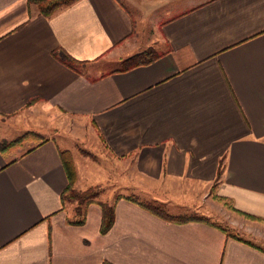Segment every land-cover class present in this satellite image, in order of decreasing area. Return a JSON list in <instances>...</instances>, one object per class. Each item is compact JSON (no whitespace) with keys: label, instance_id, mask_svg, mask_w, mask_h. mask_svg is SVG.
I'll list each match as a JSON object with an SVG mask.
<instances>
[{"label":"crops","instance_id":"0c3cea01","mask_svg":"<svg viewBox=\"0 0 264 264\" xmlns=\"http://www.w3.org/2000/svg\"><path fill=\"white\" fill-rule=\"evenodd\" d=\"M184 1L147 37V18L171 0H76L50 17L0 0V142L33 130L44 138L0 151V264H264L250 240L142 206L178 217L214 189L264 219V0ZM149 48L160 56L148 65L106 68ZM89 130L109 170L48 134L87 140ZM63 150L76 190L110 183L107 233L99 204L78 225L77 204L63 203Z\"/></svg>","mask_w":264,"mask_h":264},{"label":"rangeland","instance_id":"374dc122","mask_svg":"<svg viewBox=\"0 0 264 264\" xmlns=\"http://www.w3.org/2000/svg\"><path fill=\"white\" fill-rule=\"evenodd\" d=\"M189 1V0H188ZM198 0H193V2H196ZM190 3H186L184 0H171V2H164V4L161 5V7L156 10L151 17L147 18V22L145 23V29L148 33L151 30L155 31V25L161 21H163L168 16L174 14L175 12L183 9V7H187ZM33 7H37V5H31ZM154 31L152 32V35H154ZM150 35V34H149ZM125 65H127V62H116L113 64H107V69H113V68H123ZM65 131L61 132H50L48 133L51 136H58L60 135L63 137V139L66 141L67 144H63L65 147H69L71 150H73L74 155L78 160L81 158H90L93 160L96 164L102 166L104 170H109L111 167L110 165H115V162L113 159H110V154L107 152V150L100 144L99 142H94V133L89 130V136L90 139L87 138V140L82 139H76L72 136L64 135ZM21 136L18 138L24 136L25 134L27 137L17 146H14L10 152H13L15 150H25L30 148L34 143H39L40 141H44L40 135H38V131L33 130L29 132H19ZM18 133V134H19ZM18 138L13 139V142L16 141ZM58 141H60L61 138H57ZM108 160V161H106ZM102 171H98L100 174V177L105 178L106 174ZM110 184V183H109ZM109 184H103L99 186H95L94 188H98L100 190V194L97 197V201L102 202L106 200V198H114L115 196L109 195L107 196ZM71 202V201H68ZM74 204H77L76 201H72ZM146 204H155L154 201H146ZM158 205V204H157ZM159 206V205H158ZM186 207H182L181 210L178 211L177 215L182 218H200L205 221H208L210 223L215 224L216 226H219L227 232L228 235H232L234 237H240L242 239H247L252 241L253 243L261 246L264 249V220H257L252 219L249 217H246L242 214L237 213L233 209H231V204L225 203L223 201H219L217 199V196L215 195L214 189H211V193H209L208 196L203 195L201 199L196 202L195 205H189L186 204ZM164 211H168V209H165L162 207ZM171 213V212H170ZM176 214V213H175Z\"/></svg>","mask_w":264,"mask_h":264},{"label":"trees","instance_id":"16d2710c","mask_svg":"<svg viewBox=\"0 0 264 264\" xmlns=\"http://www.w3.org/2000/svg\"><path fill=\"white\" fill-rule=\"evenodd\" d=\"M76 0H27V3L29 6L31 5H37L38 10L41 15L45 17H50L54 13H56L58 10L67 7L71 5ZM55 57H57L61 62L65 63L66 65L72 67L76 63L75 60H73L64 50H57L54 52ZM160 55H158L153 48H149L145 50L144 52L134 55L128 59L125 60L127 62V65L123 67L124 70H128L131 68H134L139 65H148L152 62H154ZM27 137L25 134L24 136L18 138L16 141L8 142L6 140L0 142V151L1 152H10L14 146L19 145L22 143V141ZM60 156L62 160L63 167L65 169L67 178H68V186L65 190V192L62 194V201H76L77 206L75 208V212L77 216L81 217L78 221L75 222V224L82 225L84 223V209L85 206L91 204V203H97L101 206L102 209V224H101V233L105 234L107 233L114 224L115 221V206L103 202L97 201V197L100 194V190L98 188H89L85 191H78L75 189V183L77 181V171L75 167V163L72 157V154L68 150L60 151ZM221 173V170H219V175ZM217 196V195H216ZM217 199L219 201H223L225 203H229L225 198L217 196ZM142 206L153 213L156 216H159L165 220L169 221H178V222H188L193 220H203L200 218H182V217H174L169 215L166 211L162 209L161 206H158L157 204H142ZM234 211H236L239 214H242L246 217L257 219V220H264L261 218H257L251 215H248L246 213H243L237 209H235L232 205L230 207ZM205 221V220H203ZM207 223L211 225H215L213 223H210L206 221ZM221 228V227H219ZM225 231V229L221 228ZM226 232V231H225ZM239 238V237H236ZM240 239V238H239Z\"/></svg>","mask_w":264,"mask_h":264}]
</instances>
